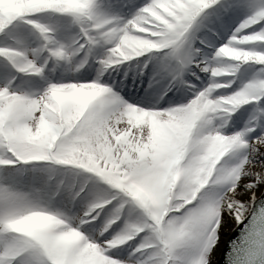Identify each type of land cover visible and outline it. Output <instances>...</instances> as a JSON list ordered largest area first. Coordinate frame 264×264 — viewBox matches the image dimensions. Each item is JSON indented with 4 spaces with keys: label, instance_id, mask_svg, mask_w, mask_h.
Wrapping results in <instances>:
<instances>
[{
    "label": "snow or ice",
    "instance_id": "obj_1",
    "mask_svg": "<svg viewBox=\"0 0 264 264\" xmlns=\"http://www.w3.org/2000/svg\"><path fill=\"white\" fill-rule=\"evenodd\" d=\"M0 264H264V0H0Z\"/></svg>",
    "mask_w": 264,
    "mask_h": 264
}]
</instances>
